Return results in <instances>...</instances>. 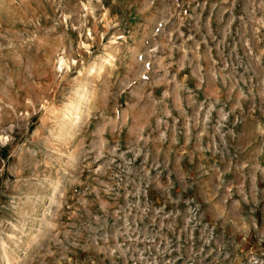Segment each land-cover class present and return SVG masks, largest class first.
Here are the masks:
<instances>
[{
	"label": "clouds",
	"instance_id": "9594fccd",
	"mask_svg": "<svg viewBox=\"0 0 264 264\" xmlns=\"http://www.w3.org/2000/svg\"><path fill=\"white\" fill-rule=\"evenodd\" d=\"M174 15L164 0H0V150L22 173L0 203V264H176L181 249L185 264H264L240 244H264V0L230 16L249 58L230 70L173 39ZM41 52L54 98L32 92ZM193 143L211 160L185 159Z\"/></svg>",
	"mask_w": 264,
	"mask_h": 264
},
{
	"label": "rangeland",
	"instance_id": "374dc122",
	"mask_svg": "<svg viewBox=\"0 0 264 264\" xmlns=\"http://www.w3.org/2000/svg\"><path fill=\"white\" fill-rule=\"evenodd\" d=\"M164 2L171 4L173 11L176 13V15L172 17V25L178 27L179 31L174 33L172 38L176 39L181 34H183L184 37L189 35L193 36L194 40H189L188 43L190 46H194L201 56L206 57L205 60L201 61L205 66L214 64L217 68H227L230 70L231 64L237 61V59H249L245 56L247 49L243 45L245 29L240 25L239 20L232 24L229 23L232 12H235L237 15L243 14L246 0H238L234 9H232L231 0H227V2L226 0H176L175 4H172V0H164ZM230 9H232L231 12L229 11ZM150 24L151 18L149 17L146 24L140 26L142 34L149 30ZM172 25H170V27H172ZM262 35H264V31H262ZM248 36L251 37L250 32ZM253 45L254 52L257 55L264 53V39L258 42L253 41ZM178 55L179 54H177V56ZM44 62L45 57L43 52H41L39 58L35 61L37 67L34 69L36 75L33 77L34 84L32 85V92L36 95L44 96L46 99L54 98L61 89L55 87L51 77L45 74V69L41 67ZM23 71L24 69L21 68L20 73L23 74ZM186 75L188 74L182 73V76ZM189 84L194 85L195 81L189 79ZM161 90L162 89H157V95L160 94ZM222 92L224 93L222 98H226V90L222 89ZM24 94L27 95L28 92L25 91ZM199 96L200 99H203V92H201ZM245 107L246 110L251 113L248 119H254L255 115L259 112V108L249 109L247 105ZM236 114H240L239 109H237ZM181 145H183V138L181 139ZM246 146L247 144L245 143V147ZM9 151V149L0 150V157L3 158L0 160V169L3 170L0 172V203H8L10 199L15 201L17 193L22 191L17 182V178L22 176V173L18 169L12 167V165L17 163V160L14 158V155H9ZM176 151H181V147L176 146L173 152L175 153ZM190 153L197 163L203 161L205 157L211 160V153H203V155L197 153L194 143L184 147L181 154L187 159ZM220 167L223 168L224 166L220 165ZM225 179H236L237 183H239L234 170L232 174L225 176ZM259 186L261 189H264V182H261ZM81 191H83V189H81ZM149 195L151 199L156 201L157 212L162 209L171 216L173 211L176 210V205L171 202L165 205L158 193L150 191ZM66 199L67 204L64 206L65 213L71 212L74 214L76 210L74 205L76 207L79 206L76 204L78 197H75L73 193L69 191ZM112 207L115 209L116 204L113 203ZM186 207L187 205L185 203H180V212H183ZM245 208H247V206H245ZM262 211H264V200L261 201V208L255 212L258 221L264 224ZM63 220L67 223L70 217L66 214L63 216ZM164 222L167 223V220ZM153 223H159V221L154 218ZM178 223L183 227V220L178 221ZM165 232L168 233L169 238H174L167 229ZM201 235L202 233L197 230L196 236L199 237ZM181 239H183V236H181ZM240 244L242 250L243 246L247 244L246 251L248 253L255 254L258 258L264 259V244L259 243L256 239H253L251 242L241 240ZM186 247L187 245L185 244V248ZM172 256L178 257L176 259V264H185L187 260V253L183 249H181L179 253H172ZM163 259L166 261L169 257L165 255ZM105 264H107V262H105Z\"/></svg>",
	"mask_w": 264,
	"mask_h": 264
}]
</instances>
